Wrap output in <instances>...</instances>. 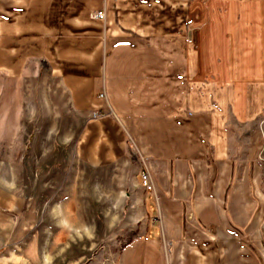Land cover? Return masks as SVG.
Segmentation results:
<instances>
[{
    "label": "crops",
    "instance_id": "crops-1",
    "mask_svg": "<svg viewBox=\"0 0 264 264\" xmlns=\"http://www.w3.org/2000/svg\"><path fill=\"white\" fill-rule=\"evenodd\" d=\"M43 72L83 120L75 158L128 165L130 144L150 176L123 252L264 264V0H0V74ZM7 186L0 236L18 244L33 208Z\"/></svg>",
    "mask_w": 264,
    "mask_h": 264
},
{
    "label": "rangeland",
    "instance_id": "rangeland-1",
    "mask_svg": "<svg viewBox=\"0 0 264 264\" xmlns=\"http://www.w3.org/2000/svg\"><path fill=\"white\" fill-rule=\"evenodd\" d=\"M82 124L46 73L0 74V182L17 213L33 208L23 240H7L9 227L0 236V264H147L140 248L121 250L144 224L133 215L147 192L140 156L127 144L128 165L85 166L75 158ZM149 263L159 264L157 256Z\"/></svg>",
    "mask_w": 264,
    "mask_h": 264
},
{
    "label": "built area",
    "instance_id": "built-area-1",
    "mask_svg": "<svg viewBox=\"0 0 264 264\" xmlns=\"http://www.w3.org/2000/svg\"><path fill=\"white\" fill-rule=\"evenodd\" d=\"M93 18L99 19V20H104L105 14H104V12H97V13L93 14ZM140 184L147 192H150L153 190V184L151 182V179H150V176L148 175V173L143 172L140 174Z\"/></svg>",
    "mask_w": 264,
    "mask_h": 264
}]
</instances>
